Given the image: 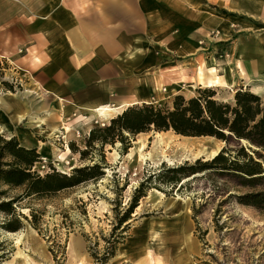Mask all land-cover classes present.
<instances>
[{
	"label": "rangeland",
	"instance_id": "374dc122",
	"mask_svg": "<svg viewBox=\"0 0 264 264\" xmlns=\"http://www.w3.org/2000/svg\"><path fill=\"white\" fill-rule=\"evenodd\" d=\"M238 28V26H236ZM130 34L139 35L138 26L130 27ZM250 34L239 42L245 52L251 55L242 59L244 62L255 60L259 71H264V25L250 26ZM213 37V36H212ZM214 41H209V44ZM236 40L232 39L225 44L222 43L221 49L215 54L217 69L220 70L223 63L236 54L232 53V48L236 45ZM200 46L206 45L205 40L199 41ZM219 45V44H214ZM155 48L152 55L138 57L130 56L128 58V73L126 74L128 84H113L117 96L111 99L112 102L131 101L136 98L145 104H151L154 107L172 106L173 98L177 95L185 99L198 96L197 89H203L196 84L191 94L186 91L192 83L193 70H188L185 74V81L179 82L177 79L180 67L185 58L180 57L176 52L163 51L164 45ZM211 48V46H208ZM211 50V49H209ZM208 52V50H206ZM205 52V53H206ZM205 58V57H204ZM236 58V55H235ZM35 59V58H34ZM32 58V61H34ZM206 59V58H205ZM6 64L0 66V82L2 94H16L23 92L24 88L31 84V80H36L35 70L30 67L21 68L27 72H21L17 67ZM253 80L256 85L262 88L260 98L261 105L264 106V85L259 82L263 80L262 76L252 68ZM163 76V84H160V90H166L161 94L151 92L150 84H147L148 78ZM184 77V76H183ZM182 78V77H181ZM142 81L145 84H141ZM177 82L185 86L182 92L169 94V88ZM180 85V84H177ZM245 84H235L228 88H211L215 92L214 99L220 102L233 103L235 92L242 87L243 90L250 92V87ZM33 88V87H32ZM94 88V86L92 87ZM95 89V88H94ZM127 95V98H123ZM1 97V96H0ZM53 99V98H52ZM46 95L43 103L48 108L54 109L55 98L52 100ZM62 99V98H61ZM65 103L61 107L62 118L66 124H73V128L79 137L71 142L72 154H77V161L74 162L73 169L95 168L92 175L84 177L83 181L72 188L64 189L53 195L42 198L29 197L18 204L16 207L18 226L17 232H7L1 228L5 223V216L0 214V256H3L2 263L9 261L16 250L15 239L27 226L31 227L43 240L46 257L33 252L28 245L21 244V249L34 262L38 264H70L67 255V245L70 237H76L81 242V250L84 256V264H130L128 262H116L112 260L119 250L126 245L128 238L133 230L146 220L172 218V212L166 210L165 205L177 194L181 198H189V220L192 224V237L197 243L198 252L192 254L195 264H264V208H256L251 205H244L240 197L246 194L256 193L261 190V186L256 188L244 184V179L237 174L226 173L216 169L190 175L188 171L177 172L176 169L186 168L195 165L197 160L176 161L169 165L167 163L155 166L147 163L142 172L138 174L136 183L132 185V171L126 177H122L117 172L115 166L108 163V153L115 150L120 157L128 152L132 142L137 135L123 133L124 142L114 139L113 145L100 146L96 141L90 147L86 144L88 136L85 134L83 122H77L80 116L85 117V113L79 112L81 106L75 102L62 99ZM142 104L138 105L141 106ZM86 108V107H84ZM43 116V115H42ZM80 120V119H79ZM95 128L104 127L108 124L94 122ZM45 128V127H44ZM24 129L23 125L13 127V137L18 143L26 149H35L39 152V144L43 143L51 147V156L49 161H43L39 154V161L34 165L32 171L40 176L47 173H62L55 167V160L62 154L65 145L60 138L48 139L43 133L30 130L29 135L21 139L17 131ZM155 131L145 132L147 143L151 142ZM166 136L172 137L175 144L187 143L197 150L205 147L210 151L215 145L219 152L222 149L228 150L226 156L231 160L235 159L240 145L236 142L229 144L214 137H190L175 134L172 130L164 132ZM6 139L5 137H3ZM7 140V139H6ZM244 144L245 143H241ZM240 160H243L239 156ZM73 156L68 157L70 164L73 163ZM200 162H206L205 158L198 159ZM66 170L64 174H72L73 169H68V165H62ZM107 170L111 173L108 174ZM185 183H183V181ZM131 187L129 190L128 188ZM140 190L143 195L140 198L129 219L125 220L126 211ZM156 190L163 194L161 204L153 205L147 203L142 208L138 216H134L142 199L148 195L149 191ZM18 191H13L15 195ZM34 217V218H33ZM112 254V256H110ZM156 258V257H155ZM152 264H156V259ZM99 261V263L97 262ZM164 264H172V258L166 257Z\"/></svg>",
	"mask_w": 264,
	"mask_h": 264
},
{
	"label": "crops",
	"instance_id": "0c3cea01",
	"mask_svg": "<svg viewBox=\"0 0 264 264\" xmlns=\"http://www.w3.org/2000/svg\"><path fill=\"white\" fill-rule=\"evenodd\" d=\"M257 24L264 25V0H0V66H30L50 99L87 108L112 102L113 84L129 83L130 56L164 45L189 69L201 57L216 62L221 44L234 39L232 53L244 59L251 54L237 47Z\"/></svg>",
	"mask_w": 264,
	"mask_h": 264
},
{
	"label": "bare ground",
	"instance_id": "6f19581e",
	"mask_svg": "<svg viewBox=\"0 0 264 264\" xmlns=\"http://www.w3.org/2000/svg\"><path fill=\"white\" fill-rule=\"evenodd\" d=\"M235 55L227 57L229 59L222 66L220 73L212 57L209 60L201 57L189 69L187 65H182L179 68L181 72L178 73L177 79L183 83L186 79V72L190 69L191 71L193 70L194 75L190 77L192 83L186 89L190 94L195 88L193 84L203 89L228 88L235 85L237 79H242L246 86H251L250 84H255L253 83L255 82L253 73L250 71L254 68L255 72L262 76L263 80H259V82L264 85V71H259L256 61L252 59L244 62L237 56L235 58ZM18 69L26 73L25 70ZM162 78L163 76H158L159 80L154 79V81L150 82L151 92L159 95L161 91L166 92V90H160V84L164 82ZM31 81V84L26 86L23 92L0 95V136L8 140L14 136L13 127L17 128L23 125L24 129L17 131L20 136H23L20 137L21 139L29 135L30 130L43 133L48 139L60 138L65 148L55 160V167L62 173H66L62 165L67 164L69 170L73 169L74 162L78 158L77 154H72L69 144L76 141L79 137L72 126L73 124H66L62 115L59 114L62 112L60 104L62 99L54 95L56 107L54 109L48 108L43 103L48 92L36 81ZM179 82L169 88L170 91H173L169 92V94L174 92L177 94L176 92L185 89V86ZM250 88L252 94L256 96L261 94V87L252 85ZM137 99L118 103H99L87 108L80 107L77 111L85 113V117L82 118L80 116L77 122H83L85 134L89 135L90 131L95 128L94 122L96 120L100 123L109 124L112 119L121 115L128 108L148 103ZM38 144L40 146L38 153L43 157V161H49L51 147L43 143ZM218 153L219 148L216 145L208 151L205 147L195 150L187 143L175 144L173 138L166 136L164 132L155 133L151 142L147 143V135L139 133L132 142L128 152L122 157L115 150L109 152L108 163L111 166H115V169L122 177H126L130 170L133 169L131 182L134 185L138 174L142 172L147 163L158 166L164 163L171 165L176 161L198 160L200 158L210 161ZM69 156H73L72 164L68 161ZM107 172L108 174L111 173L110 170H107ZM163 198V194L158 191H149L148 195L142 199L134 216H138L148 202H153V205L161 204V199ZM189 205V198H181L176 194L165 205L169 213L173 211L172 218L152 219L141 223L133 230V238L128 240L126 245L119 250L112 260L116 262L130 261V264H152L156 257V264H164L166 257L169 256L172 258V264H195L192 254L198 252V247L192 237V224L188 218ZM21 244L28 245L33 252L46 257L43 240L31 227L26 225L25 229L15 239L16 250L6 264H38L24 253L20 247ZM81 248L80 240L71 236L67 245V255L70 259V264H84V256L79 253Z\"/></svg>",
	"mask_w": 264,
	"mask_h": 264
},
{
	"label": "trees",
	"instance_id": "16d2710c",
	"mask_svg": "<svg viewBox=\"0 0 264 264\" xmlns=\"http://www.w3.org/2000/svg\"><path fill=\"white\" fill-rule=\"evenodd\" d=\"M196 93L198 96L189 99L175 96L170 108L154 107L151 103L128 108L108 125L91 130L86 144L90 147L97 141L102 147L113 145L115 138L124 142V132L137 135L152 130H172L181 136L214 137L227 144L236 142L240 148L233 160L226 156L228 150L222 149L210 161L197 160L195 165L175 171L194 175L216 169L221 173L237 174L244 179L245 185L261 186L260 191L241 196V203L264 208V106L259 96L241 87L235 92L233 103H226L215 100V92L210 89H197ZM243 141L245 145L241 144ZM69 148L72 150L71 145ZM38 161L35 149L22 147L15 138L6 140L0 136V214L6 218L1 228L7 232L20 229L16 207L22 200L32 196L42 198L75 187L95 170L73 169L69 175L52 170L40 176L32 171ZM13 191L18 193L12 195ZM140 192H136L123 219H129L137 201L143 197ZM2 258L0 256V264Z\"/></svg>",
	"mask_w": 264,
	"mask_h": 264
},
{
	"label": "built area",
	"instance_id": "2783aa9c",
	"mask_svg": "<svg viewBox=\"0 0 264 264\" xmlns=\"http://www.w3.org/2000/svg\"><path fill=\"white\" fill-rule=\"evenodd\" d=\"M21 53V52H20ZM26 72V71H25ZM26 74H27V72H26Z\"/></svg>",
	"mask_w": 264,
	"mask_h": 264
},
{
	"label": "water",
	"instance_id": "95a60500",
	"mask_svg": "<svg viewBox=\"0 0 264 264\" xmlns=\"http://www.w3.org/2000/svg\"><path fill=\"white\" fill-rule=\"evenodd\" d=\"M6 264V263H5Z\"/></svg>",
	"mask_w": 264,
	"mask_h": 264
}]
</instances>
